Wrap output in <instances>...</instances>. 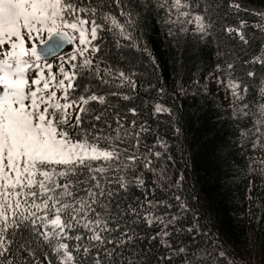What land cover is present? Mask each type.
Masks as SVG:
<instances>
[{
	"label": "trees",
	"instance_id": "1",
	"mask_svg": "<svg viewBox=\"0 0 264 264\" xmlns=\"http://www.w3.org/2000/svg\"><path fill=\"white\" fill-rule=\"evenodd\" d=\"M72 2L95 8L105 26L92 42L99 51L85 54L90 66L76 52L82 47L76 36L72 50L61 54L76 72L67 100L97 95L105 102L89 101L80 125L64 128L73 140L92 143L95 137L101 147L118 144L122 153L138 157L88 162L104 165L103 174L77 166L74 195L84 197L95 187L91 176L111 193L93 207L96 217L109 221L111 231L104 235L116 246L92 241L81 224L64 241L72 264H95L97 250L103 264H264V63L257 62L264 61V0H182L179 11L171 8L173 0H122L119 7L114 0ZM121 9L128 15L121 16ZM109 13L124 33L104 20ZM197 15L204 17L205 33L196 31ZM212 76L224 85L216 86L224 89L221 95L207 87ZM56 94L62 99L64 92ZM156 105L169 111L157 113ZM16 239L35 235L18 229ZM37 245L59 264L50 247ZM105 248L114 255H105ZM16 259L19 264L18 254Z\"/></svg>",
	"mask_w": 264,
	"mask_h": 264
},
{
	"label": "snow or ice",
	"instance_id": "2",
	"mask_svg": "<svg viewBox=\"0 0 264 264\" xmlns=\"http://www.w3.org/2000/svg\"><path fill=\"white\" fill-rule=\"evenodd\" d=\"M114 3L119 7L122 0H114ZM182 7H185L182 0H173L171 8L179 11ZM96 11L95 8H81L72 0H0V49L5 44L9 45L7 49L0 51V264H18L17 254L20 257L19 264H54L49 259V253L41 252L37 241L51 248L59 264H72L73 253L69 250V244L64 241L72 238L69 230L78 231L81 224L92 233V241L116 246L115 241L104 235L111 231L109 221L96 217V208L93 207L99 197L111 196V193L102 190L97 176H91L95 187H89L84 197L74 195L71 177L78 171L77 166L85 168L89 173L103 174L106 171L104 165L93 167L88 163L90 161H118L122 155L129 161H136L138 157L128 155L126 151L122 153L118 144L101 147L95 137L92 138L95 141L92 143L88 139H72L64 126L78 127L81 123L80 113L87 111L83 105H87L89 101L103 104L105 97L81 96L79 101L62 104L56 91L45 95L55 81V86L63 89L62 99L67 101L68 90L74 87L76 72L66 71L61 65L59 71L63 78L56 81V76L51 72L52 65L46 64V78L44 68L30 60L40 59L36 47H26L25 41V35L28 40H32L33 33H46L48 40H41V43L53 41L59 47L67 36L64 30L71 29L77 34L79 45L83 46L77 48V54L85 57L84 66H90L92 60L85 54L89 52V46L93 55L99 51V47L92 42L98 39V31L105 26L97 22ZM81 13L85 15L82 16ZM120 15L128 13L121 9ZM180 15L188 16L189 13L180 12ZM104 20L120 29L121 33L125 32L124 25L116 16L109 13L104 16ZM194 21L196 31L205 33L204 17L197 15ZM191 22L190 20L189 23ZM240 38L244 39L242 35ZM76 58V55L70 57L72 61ZM257 62L264 63L260 58H257ZM76 67V64H72L73 69ZM231 67L229 64L228 68ZM31 68L39 71L36 78L29 81L27 73ZM119 77L122 80L128 79L123 72L119 73ZM132 86L135 87L134 84ZM237 86L232 84L233 88ZM124 99L129 97L125 96ZM76 105H79V112L75 116V124L70 125L71 117L67 110ZM131 111L134 113L135 109ZM155 111L160 113L169 110L156 105ZM96 119L99 120L100 117L97 116ZM115 139L119 140L120 136L117 135ZM155 155L159 156L160 153ZM150 165L149 160L144 166ZM57 177L66 182H58ZM139 183L143 184V181L140 180ZM57 189L60 191L57 192ZM65 197L71 198V202H64ZM176 199L179 201L180 197ZM50 208L51 215L48 211ZM41 212L42 215H37ZM89 213L96 218H90ZM115 227L119 229V222ZM18 229L31 231L35 239L17 243ZM119 231L127 239H131L123 229ZM164 235H168L167 231ZM74 238L77 241L82 239L80 235ZM83 251L87 252L88 249ZM104 251L105 255H114L107 248ZM180 251L183 252L184 249L181 248ZM220 255L223 256L224 253ZM95 264H103L99 258V250Z\"/></svg>",
	"mask_w": 264,
	"mask_h": 264
},
{
	"label": "rangeland",
	"instance_id": "3",
	"mask_svg": "<svg viewBox=\"0 0 264 264\" xmlns=\"http://www.w3.org/2000/svg\"><path fill=\"white\" fill-rule=\"evenodd\" d=\"M61 60H62L61 57H52L51 59H49V62L51 63V65H52L53 63L56 64V65H59L60 62H62ZM44 73H45V77L47 78V77H48V71H45ZM54 75L56 76V73H55V72H54ZM27 78H28L29 81H30V79H32V78H36V74H34V75L31 74L30 76H27ZM54 82H55V81H54ZM54 82H53V83H54ZM55 83H56V82H55ZM218 85H222L223 88H224L223 83H221L218 79L214 78L213 76L210 77V78L208 79V85H207V87H209V88H217L216 86H218ZM40 87H42V84L40 85ZM51 87H52V84H51ZM51 87H50V89L45 93V95H48V94L50 93V91H52ZM213 91H214L216 94L221 95L220 92H221V91H224V89H221V91H220V89L217 88V90L215 89V90H213ZM60 102H61L62 104H63V103H71V102H67V101H65V100H60ZM42 108H43V106H42ZM50 111H52V109H50ZM67 112H68V115H69L71 118H75V116H76V114H77V107L74 106L73 108L68 109Z\"/></svg>",
	"mask_w": 264,
	"mask_h": 264
},
{
	"label": "water",
	"instance_id": "4",
	"mask_svg": "<svg viewBox=\"0 0 264 264\" xmlns=\"http://www.w3.org/2000/svg\"><path fill=\"white\" fill-rule=\"evenodd\" d=\"M57 40H60V37H57ZM71 46H72V38L67 33V36L63 38L59 47H56L55 42L48 41V43L41 44L36 49H37V53L40 54L42 57H50V56L55 55L57 53H60L62 51L69 50L71 48Z\"/></svg>",
	"mask_w": 264,
	"mask_h": 264
}]
</instances>
